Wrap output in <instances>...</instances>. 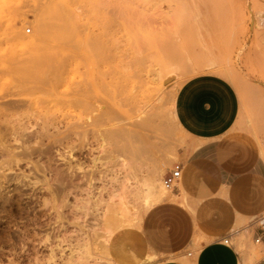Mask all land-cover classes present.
<instances>
[{
	"label": "rangeland",
	"instance_id": "374dc122",
	"mask_svg": "<svg viewBox=\"0 0 264 264\" xmlns=\"http://www.w3.org/2000/svg\"><path fill=\"white\" fill-rule=\"evenodd\" d=\"M60 29L73 57L54 85ZM163 59L189 71L149 93ZM203 75L234 86L264 173V0H0V264H115L111 235L138 226L185 164L176 97ZM232 244L240 264H264L253 235Z\"/></svg>",
	"mask_w": 264,
	"mask_h": 264
},
{
	"label": "crops",
	"instance_id": "0c3cea01",
	"mask_svg": "<svg viewBox=\"0 0 264 264\" xmlns=\"http://www.w3.org/2000/svg\"><path fill=\"white\" fill-rule=\"evenodd\" d=\"M239 110L238 94L223 77L198 76L181 87L176 119L189 138L179 152L186 159L182 177L138 226L111 235L107 252L115 264H240L234 239L248 233L264 244L261 151L236 129ZM196 240L199 251L188 252Z\"/></svg>",
	"mask_w": 264,
	"mask_h": 264
},
{
	"label": "bare ground",
	"instance_id": "6f19581e",
	"mask_svg": "<svg viewBox=\"0 0 264 264\" xmlns=\"http://www.w3.org/2000/svg\"><path fill=\"white\" fill-rule=\"evenodd\" d=\"M46 23H47L46 19L43 18L42 20H40V24H41L40 33H44L45 32ZM59 36H60V39L62 40L61 50L57 53V55H56V61H55L54 65H53V67H51L50 68V71H49L51 74H53V77L51 79V83L54 84V85H56L57 83H59V82H61V81L64 80V77L67 74L68 69L70 68L71 60H72V57H73L72 51L69 48L70 47L69 46V43L66 41V39H67V32L63 31V29H60ZM165 59L160 60V61H157V62H154L153 64H151L149 66L148 75L149 74L150 75H155L156 74L158 76L157 79H155V80L152 79V81L149 83L148 89H147V90H149L148 91L149 93H152L154 91L157 92L158 90H161L163 88L164 82L166 80V77H168V75H170V74H174V75H184V74H186L189 71L188 68L170 67V65H168V63L165 61ZM33 62H34L33 65L35 67H38V66H41V65H44V64H48V61H46L40 55L38 57H35V59H34ZM217 72L219 74H221L222 76H225V77L231 79L232 82L237 83L236 78L233 76V74L230 71L220 68V69H217ZM33 74H34V72H33ZM36 74H34L33 76H35ZM36 77H38V76H36ZM90 85L92 86V84H90ZM141 85L142 86L144 85L142 83V81H141ZM103 92L104 91H102V93ZM86 95L88 96L87 99H92L95 96V92L93 90H89L88 94H86ZM150 96H149V98H150ZM112 139H113V137H112ZM114 140H116V139H114ZM122 199H123V197H122ZM118 200H120V199H118Z\"/></svg>",
	"mask_w": 264,
	"mask_h": 264
},
{
	"label": "built area",
	"instance_id": "2783aa9c",
	"mask_svg": "<svg viewBox=\"0 0 264 264\" xmlns=\"http://www.w3.org/2000/svg\"><path fill=\"white\" fill-rule=\"evenodd\" d=\"M182 173H183V165L181 163H176L163 181L165 188L171 192L177 189L178 182L182 177ZM224 242L226 244H229V239L224 240ZM256 243H262L261 239L256 238ZM188 255L190 256L192 255V253H189Z\"/></svg>",
	"mask_w": 264,
	"mask_h": 264
}]
</instances>
